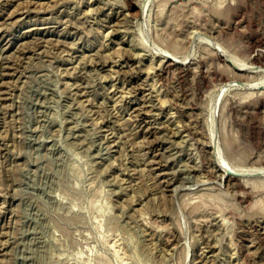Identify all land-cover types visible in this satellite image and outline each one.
Returning a JSON list of instances; mask_svg holds the SVG:
<instances>
[{
	"label": "rangeland",
	"instance_id": "374dc122",
	"mask_svg": "<svg viewBox=\"0 0 264 264\" xmlns=\"http://www.w3.org/2000/svg\"><path fill=\"white\" fill-rule=\"evenodd\" d=\"M263 69L264 0H0V264H264Z\"/></svg>",
	"mask_w": 264,
	"mask_h": 264
},
{
	"label": "bare ground",
	"instance_id": "6f19581e",
	"mask_svg": "<svg viewBox=\"0 0 264 264\" xmlns=\"http://www.w3.org/2000/svg\"><path fill=\"white\" fill-rule=\"evenodd\" d=\"M143 4H145V3H143ZM134 5H135V4H134L132 1H129L127 7L129 8V10H132V9H134V7H135ZM145 6H147V5L145 4ZM143 7H144V6H143ZM143 14H146V13H143ZM144 16H145V15H144ZM212 43H213V41H212ZM215 44H216V43H215ZM215 46H216V45H215ZM216 48H219V47H216ZM217 50H218V49H217ZM163 51H164V50H163ZM163 51H162V52H163ZM220 51H221V49H220ZM163 53L165 54L166 52L164 51ZM170 54H171V53H170ZM170 54H169V55H170ZM217 54H218L220 57H223V55L220 54V52H217ZM224 54H225V53H224ZM226 54H227V53H226ZM169 55H167V57L164 55V57H163L164 60H165L166 62H172L173 64H174V63L177 64L178 62H176V60H174V59H177V57L174 55L176 58L172 56V57H173V59H172L171 57H169ZM229 58H230V56L228 57V55H225V57H223V59H224L225 61H227V62H228V60H230ZM184 59H185V58H184ZM178 60L180 61V59H178ZM183 61H184V60H183ZM183 61H182V62H183ZM186 61H187V59H186ZM230 61H231V60H230ZM230 61H229V63H233V62H230ZM232 61H233V60H232ZM179 63H180V62H179ZM184 63H185V62H184ZM234 63H235V62H234ZM184 65H185V64H184ZM235 65H236V64H235ZM237 66H238V64H237ZM239 66H240L239 69L241 68V66L243 67V65H240V64H239ZM232 67H233V65H232ZM232 67H231V68H232ZM234 67H235V66H234ZM243 68H244V67H243ZM258 68H260V67H258ZM250 69H251V68H250ZM261 69H262V68H261ZM234 70H235V69H234ZM240 70L244 72L243 69H240ZM247 70H248V69H247ZM263 70H264V69H263ZM263 70H262V71H263ZM238 71H239V70H238ZM248 71H249V70H248ZM259 71H260V70H259ZM235 73H237V72H235ZM233 82H234V81L231 80V81H229V84H230V83H233ZM227 83H228V82H227ZM227 83L224 85V87H226V86L228 87V86H229ZM239 84H240L242 87H246V88L249 87V85H250V84L248 85V84L245 83V82H240ZM220 87H221V86L219 85V88H220ZM242 87H241V88H242ZM251 87H252V86H251ZM251 87H250V88H251ZM221 91H223V90H221ZM219 93H220V92H219ZM219 93H218V94H219ZM219 95H220V94H219ZM218 97H219V96H218ZM218 97H217V98H218ZM219 98H220V97H219ZM215 101H216V100H215ZM221 101H222V100H221ZM219 105H220V103H219ZM217 106H218V105H217ZM217 106H216V107H217ZM220 106H221V105H220ZM216 107H215V108H216ZM218 107H219V106H218ZM218 109H220V108H218ZM215 111H216V109H215ZM215 111H213V112H215ZM217 112H218V111H217ZM214 114H216V113H214ZM214 114H213V115H214ZM218 114H219V113H218ZM218 114H217V115H218ZM215 116H216V115H215ZM222 166H223V167L225 166V167H224L225 169L227 168L226 165H224V163L222 164ZM229 166H231V165H229ZM220 168H221V167H220ZM224 168H222L223 171H221V170L219 169V171H221L222 174H226V172L229 171V168H228V170L226 169V171H224V170H225ZM215 171H216V170H215ZM235 171H236V170H235ZM238 172H239V171H238ZM215 173H216V172H215ZM215 173H214V175H215ZM235 173H236V172H233V171L228 172L227 175H226V180L231 179V178H232L231 176H238V174L236 175ZM263 173H264V172H262L261 174L263 175ZM220 174H221V173H220ZM240 175H241V174H240ZM262 175H260V176H262ZM216 176H217V174H216ZM220 176H221V175H220ZM220 176H219V177H220ZM213 177H214V176H213ZM222 177H223V176H222ZM219 181H220V179H219Z\"/></svg>",
	"mask_w": 264,
	"mask_h": 264
}]
</instances>
